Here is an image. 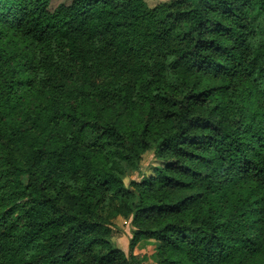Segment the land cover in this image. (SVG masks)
I'll list each match as a JSON object with an SVG mask.
<instances>
[{
	"label": "trees",
	"instance_id": "16d2710c",
	"mask_svg": "<svg viewBox=\"0 0 264 264\" xmlns=\"http://www.w3.org/2000/svg\"><path fill=\"white\" fill-rule=\"evenodd\" d=\"M50 1L0 0V264H140L138 238L159 242V264L264 259V0ZM90 100L146 117L123 132L80 112ZM151 144L161 164L125 185ZM107 206L133 215L128 255Z\"/></svg>",
	"mask_w": 264,
	"mask_h": 264
},
{
	"label": "rangeland",
	"instance_id": "374dc122",
	"mask_svg": "<svg viewBox=\"0 0 264 264\" xmlns=\"http://www.w3.org/2000/svg\"><path fill=\"white\" fill-rule=\"evenodd\" d=\"M70 0H51L50 1V8L55 7L59 3H68ZM170 0H145V3L148 7H154L158 4L168 2ZM166 84L168 83L171 87L177 89V93L179 92V96L176 98V101H179V98L188 95V90H185L181 85V81L174 78L172 75H168L166 79ZM223 81L220 79H210L208 81L204 80L201 86L205 84L209 85H218L221 84ZM232 85V84H231ZM229 85V87L231 86ZM233 87V86H232ZM190 89V88H189ZM224 93L227 92H212L210 98L213 100L209 102V100H205L203 103L204 105L202 108L203 111H209L213 108L214 104L218 102H224L226 96ZM198 109V108H197ZM82 113H90L93 117H97L101 121L109 120L113 121L121 128L123 132H127L131 129L136 127H140L144 118L146 117L147 111L138 108V107H127V106H120L112 103H106L101 101H88L85 106H83L80 110ZM13 116H11L12 118ZM31 134L40 135V137L44 136L45 133L41 132L40 130H31ZM55 141L54 138L49 140V143H53ZM17 155L24 161L30 159V151L27 148H22L19 146L15 147ZM155 147L153 144L149 145L141 155V160L137 164V167L134 169H125V172L122 176L123 182L125 185L129 186L131 181L140 182L142 180L147 179L148 177L154 174V168L157 165L161 164V161L155 157ZM133 190V187H129ZM51 193L54 192L51 190ZM229 196L227 193L222 195L220 200V205H222V213H226L230 208L229 204ZM57 200L65 206H70L72 201V195L70 192H63L56 196ZM228 203V204H227ZM12 206L10 203H3L0 204V217L5 214ZM100 211L103 216H105L111 223L110 227V234L109 240L110 242L117 248L121 249L126 255L129 254V244L130 241L133 240V230L134 227L131 223L133 215H113L110 207L101 208ZM16 211L11 214L12 217L16 215ZM159 246V242L155 241L154 239H143L138 238L134 239V246L130 249V251L136 255L141 263L140 264H159L157 260V248ZM173 256L176 264H195L185 258L182 255H171ZM232 264H235L232 261ZM240 264H264V259L258 256V254H251V253H244L241 257Z\"/></svg>",
	"mask_w": 264,
	"mask_h": 264
}]
</instances>
